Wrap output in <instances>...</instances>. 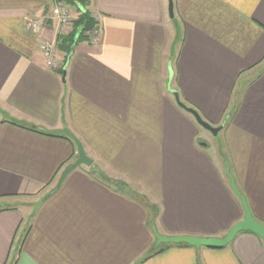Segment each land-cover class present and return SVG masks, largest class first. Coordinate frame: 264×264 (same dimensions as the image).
Masks as SVG:
<instances>
[{"label": "crops", "instance_id": "obj_1", "mask_svg": "<svg viewBox=\"0 0 264 264\" xmlns=\"http://www.w3.org/2000/svg\"><path fill=\"white\" fill-rule=\"evenodd\" d=\"M172 2L170 18L168 0H87L101 37L57 48L52 71V24L25 25L50 0H0V264H264L250 232L146 258L150 205L162 236L221 238L242 220L229 176L264 225V0ZM63 129L91 164L62 178L75 143L44 132Z\"/></svg>", "mask_w": 264, "mask_h": 264}, {"label": "water", "instance_id": "obj_2", "mask_svg": "<svg viewBox=\"0 0 264 264\" xmlns=\"http://www.w3.org/2000/svg\"><path fill=\"white\" fill-rule=\"evenodd\" d=\"M168 13L169 17L173 18V2L172 0H168ZM75 42L71 46V48L74 46ZM171 92L174 94V97L176 101L178 102V105L185 111H187L189 114H191L195 120V122L204 128L205 130L209 131L212 134H216L219 128L212 127L207 122L201 119L199 114L193 110L192 108L187 107L186 105L179 102L178 95L175 91L171 90ZM56 134L68 137L75 143L76 146V154L77 159L76 161L71 165L68 166L62 175V178L65 177L67 173H69L71 170H73L76 167H80L82 165L89 166L91 164V160L86 156V154L83 151V148L81 144L77 141L76 138H74L66 129L60 130L55 132ZM230 179V187L235 192L236 196L241 202L244 217L242 220L234 224L230 230L225 234L223 237H193V236H162L158 234L155 231V227L153 225L154 222V216L151 218V227L154 231V236L156 239V242L154 244V248L159 247L160 245H187L189 247L200 249V248H207V249H219L227 246L234 237L240 233V232H250L255 234L257 237L264 240V225L258 221H256L247 205V202L245 198L241 195L237 187L235 186L233 179L229 176Z\"/></svg>", "mask_w": 264, "mask_h": 264}, {"label": "built area", "instance_id": "obj_3", "mask_svg": "<svg viewBox=\"0 0 264 264\" xmlns=\"http://www.w3.org/2000/svg\"><path fill=\"white\" fill-rule=\"evenodd\" d=\"M50 4V11L45 17L41 19H26L25 25L27 30L33 34H38L47 23L52 24L54 38L41 41L39 50L50 70L56 71L61 66V62L57 58V37L64 34L67 28H71L73 22L80 16V13L74 14L65 0H50ZM87 35L92 44H97L101 37L100 28L94 27Z\"/></svg>", "mask_w": 264, "mask_h": 264}, {"label": "trees", "instance_id": "obj_4", "mask_svg": "<svg viewBox=\"0 0 264 264\" xmlns=\"http://www.w3.org/2000/svg\"><path fill=\"white\" fill-rule=\"evenodd\" d=\"M67 4L71 7H75L77 10H81L80 16L73 22V33L69 35L67 38L57 37V48H60L65 52V57L69 54L71 50V46L73 43L80 39H88V32L94 28L95 21L91 17L90 13L84 9L86 1L83 0H65ZM83 8V9H82ZM264 68V67H263ZM35 130V129H34ZM44 132V131H43ZM44 133L48 135H57L54 132L45 131ZM150 210L153 216L157 213L156 206L150 205ZM167 245H162L155 248L151 251L146 258L158 254L164 250Z\"/></svg>", "mask_w": 264, "mask_h": 264}, {"label": "rangeland", "instance_id": "obj_5", "mask_svg": "<svg viewBox=\"0 0 264 264\" xmlns=\"http://www.w3.org/2000/svg\"><path fill=\"white\" fill-rule=\"evenodd\" d=\"M207 136H209V135H207ZM25 225H26V223H25Z\"/></svg>", "mask_w": 264, "mask_h": 264}]
</instances>
